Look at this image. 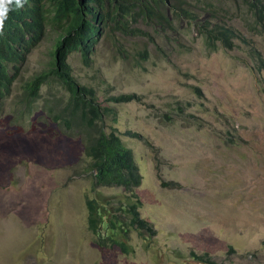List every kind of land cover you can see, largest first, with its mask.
Returning a JSON list of instances; mask_svg holds the SVG:
<instances>
[{"label": "rangeland", "instance_id": "rangeland-1", "mask_svg": "<svg viewBox=\"0 0 264 264\" xmlns=\"http://www.w3.org/2000/svg\"><path fill=\"white\" fill-rule=\"evenodd\" d=\"M222 8L249 42L238 41L232 52H210L195 25L175 16L166 30L140 19L142 36L103 28L89 65L79 51L69 57L79 85L94 89L110 110L103 130L115 131L142 175L134 200L155 234L132 229L128 254L97 246L86 200L118 207L130 192L93 188L77 128L64 129L43 110L53 95L67 102L71 94L52 77L23 118L25 128L19 125L22 86L56 59L61 31L49 24L0 114V264H200L192 250L219 264H264V69L252 52L264 60V28L241 0H222ZM123 94L142 101L110 100ZM178 102L204 126L176 116ZM165 113L174 118L164 120Z\"/></svg>", "mask_w": 264, "mask_h": 264}, {"label": "trees", "instance_id": "trees-1", "mask_svg": "<svg viewBox=\"0 0 264 264\" xmlns=\"http://www.w3.org/2000/svg\"><path fill=\"white\" fill-rule=\"evenodd\" d=\"M241 1L252 14L257 27L264 28V0ZM21 3L23 7H18L13 0L8 6L7 18L0 31V108L8 107L14 98V88L22 67L47 33L49 24L53 23L61 31L55 44L56 59L49 70L36 74L22 86L24 97L16 106L25 107L26 113L20 111L24 114L21 117L24 124L19 125L25 128L28 119L23 118L33 113L41 99L43 86L51 85L52 77L71 94L67 102L58 98L59 95H53L56 99L45 101L43 110L56 123L65 125L64 129L77 128L75 134L81 136L85 155L90 159L89 167L94 170L93 188L122 187L130 192L124 201H119L118 207L107 199L86 200L88 230L96 237L97 246L116 247L128 254L131 248L126 244V235L132 229L138 230L142 236L144 233L148 236L155 234L153 226L140 217V201L134 200L137 197L135 188L141 185L142 175L132 151L122 145L115 131L106 134L103 130L100 122L110 110L98 103L94 89L79 85L69 63L70 55L81 52L84 63L89 65L95 42L103 28L109 27L111 33L121 31L125 35L142 36L145 32L136 25L140 19L166 30V27L172 26L175 16L186 18L195 25L210 52H217L220 48L232 52L238 41L249 42L222 15V0H21ZM168 8L173 11L172 16L168 14ZM252 52L258 70L262 71L264 60L261 54L257 50ZM140 56L142 59L149 57L147 48ZM10 67L13 71L9 70ZM198 92L200 94L199 89ZM110 100L128 103L141 102L142 98L136 94H123ZM177 105L176 116L189 125L204 126L199 116L187 111L191 106L182 102ZM163 116L167 121L174 118L167 113ZM161 184L172 188L179 186L174 182ZM230 251L233 252L234 248L231 247ZM191 255L200 264H219L207 252L192 250Z\"/></svg>", "mask_w": 264, "mask_h": 264}, {"label": "clouds", "instance_id": "clouds-1", "mask_svg": "<svg viewBox=\"0 0 264 264\" xmlns=\"http://www.w3.org/2000/svg\"><path fill=\"white\" fill-rule=\"evenodd\" d=\"M13 3V0H0V31L3 30L4 27V21L7 18V14L9 11V5ZM15 4L18 7H23V4L21 3V0H15ZM10 71H13V67H10ZM14 74V72H13Z\"/></svg>", "mask_w": 264, "mask_h": 264}, {"label": "flooded vegetation", "instance_id": "flooded-vegetation-1", "mask_svg": "<svg viewBox=\"0 0 264 264\" xmlns=\"http://www.w3.org/2000/svg\"><path fill=\"white\" fill-rule=\"evenodd\" d=\"M7 107V105L6 106H4V107H1L0 108V114H1V116L4 114V109Z\"/></svg>", "mask_w": 264, "mask_h": 264}]
</instances>
